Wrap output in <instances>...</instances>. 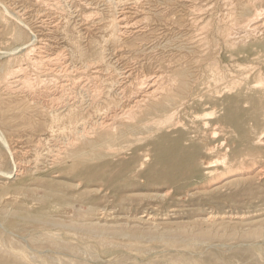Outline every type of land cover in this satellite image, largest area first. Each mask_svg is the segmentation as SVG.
Here are the masks:
<instances>
[{
  "label": "rangeland",
  "instance_id": "rangeland-1",
  "mask_svg": "<svg viewBox=\"0 0 264 264\" xmlns=\"http://www.w3.org/2000/svg\"><path fill=\"white\" fill-rule=\"evenodd\" d=\"M124 3L0 0V264H264V0Z\"/></svg>",
  "mask_w": 264,
  "mask_h": 264
},
{
  "label": "bare ground",
  "instance_id": "bare-ground-1",
  "mask_svg": "<svg viewBox=\"0 0 264 264\" xmlns=\"http://www.w3.org/2000/svg\"><path fill=\"white\" fill-rule=\"evenodd\" d=\"M50 1V0H49ZM56 1V0H55ZM59 1V0H58ZM109 1V0H108ZM118 3H120V5H122V4H125L124 3V1L125 0H116ZM160 1V0H159ZM86 2V1H85ZM114 2V1H113ZM231 2V1H230ZM258 2V1H257ZM44 3V2H43ZM47 3H48V1H47ZM56 3V2H55ZM114 3H116V2H114ZM57 4V3H56ZM59 4V3H58ZM111 4H112V2H111ZM90 5V4H89ZM119 5V4H118ZM120 5H119V7H120ZM135 5V4H134ZM233 5V4H232ZM25 6V5H24ZM91 6V5H90ZM129 6V5H128ZM160 6V5H159ZM226 6V5H225ZM50 7V6H49ZM113 7V6H112ZM125 7V6H124ZM210 7V6H209ZM26 8V7H25ZM52 8V7H51ZM56 8V7H55ZM114 8H116L115 6H114ZM241 8V7H240ZM2 9V8H1ZM46 9V8H45ZM58 9V8H57ZM140 9V8H139ZM138 9V10H139ZM4 10H5V8H4ZM52 10V9H51ZM55 10V9H54ZM110 10V9H109ZM145 10H147V9H145ZM191 10V9H190ZM204 10V9H203ZM253 10V9H252ZM43 11V10H42ZM116 11V10H115ZM143 11V10H142ZM197 11H199V10H197ZM3 12V11H2ZM121 12V11H120ZM5 15L6 16H8L9 18L11 17L10 16V14H8L7 13V10H5ZM111 13V12H110ZM145 13V12H144ZM201 13V12H200ZM0 14H2V13H0ZM41 14V13H40ZM123 15V14H122ZM229 16H230V14H229ZM241 16V15H240ZM249 17L251 16V15H248ZM125 17V16H124ZM136 17V16H135ZM117 18V17H116ZM123 18V17H122ZM246 19V18H245ZM3 20V19H2ZM5 20H8V19H6V17H5ZM42 20V19H41ZM112 20V19H111ZM121 19H119V21H117V25L118 24H120V21ZM10 21V20H9ZM9 21H7L8 23H9ZM18 21V20H17ZM224 21V20H223ZM21 22V21H20ZM229 22V21H228ZM246 22V21H245ZM11 23V22H10ZM7 24V23H6ZM19 24V23H18ZM196 24V23H195ZM243 24V23H242ZM245 24V23H244ZM115 25V24H114ZM122 25V24H121ZM231 25V24H230ZM7 26H10V24L9 25H7ZM23 26V25H22ZM6 27V26H5ZM24 27H26V28H28L29 26L27 25V24H24ZM118 27V26H117ZM120 27V26H119ZM126 27V26H125ZM201 27V26H200ZM202 27H204L203 25H202ZM210 27V26H209ZM234 27V26H233ZM235 28V27H234ZM244 28H247L248 30H252V31H256V30H262V29H264V8L262 7V8H258V9H256L255 11H254V14H253V17H251V18H248V21H247V23L244 25ZM10 29V28H9ZM203 29V28H202ZM206 29V28H205ZM207 29H208V27H207ZM199 30V29H198ZM203 31H205V30H203ZM6 32V31H5ZM8 32V31H7ZM120 32V31H119ZM198 32H200V31H198ZM243 32V31H242ZM262 32V31H261ZM263 32H264V30H263ZM22 33V32H21ZM202 33V32H201ZM230 33V32H229ZM245 33H247V32H245ZM244 33V34H245ZM20 34V33H19ZM234 34V33H233ZM203 36V35H202ZM201 36V37H202ZM238 36V35H237ZM246 36V35H245ZM256 36H257V34H256ZM232 37H233V35H232ZM236 37V36H235ZM198 39V38H197ZM244 39V38H243ZM193 41V40H192ZM248 41V40H247ZM6 42V41H5ZM36 42V41H35ZM243 42V41H242ZM241 42V43H242ZM226 43V42H225ZM246 43H248V42H246ZM33 44H34V42H33ZM27 46V44L25 45V47ZM77 48H80V46L78 47V46H76ZM205 47V46H204ZM44 48V47H43ZM42 48V49H43ZM32 49H35V48H32ZM46 49V48H45ZM103 49V48H102ZM41 50V49H40ZM79 50V49H78ZM191 50V49H190ZM190 50H188V51H190ZM222 50V49H221ZM30 51V50H29ZM38 51V50H37ZM77 51V50H76ZM80 51V50H79ZM103 51V50H102ZM243 51H246V49H244V50H240L239 51V53H241V52H243ZM5 52V51H4ZM9 52V51H8ZM27 52H28V50H27ZM44 52V51H43ZM59 52V51H58ZM7 53V52H6ZM10 53V52H9ZM36 53V52H35ZM41 53V52H40ZM51 53V52H50ZM78 53V52H77ZM84 53V52H83ZM102 53H104V52H102ZM205 53V52H204ZM53 54V53H52ZM57 54V53H56ZM59 54H61V53H59ZM58 54V55H59ZM80 54V53H79ZM230 54V53H229ZM57 55V56H58ZM76 55V54H75ZM81 55H82V52H81ZM8 56V55H7ZM21 56V55H20ZM25 56V55H24ZM56 56V55H55ZM56 56V57H57ZM74 56V55H73ZM79 56V55H78ZM104 56V55H103ZM216 56V55H215ZM26 57V56H25ZM40 58L39 59H35V58H30V57H27V58H29V61H31V62H34V63H37L38 64V67L39 68H45V70L46 69H51V68H49L48 66H47V64H42L41 65V63L40 62H43V63H45V62H47V61H52L53 59H56L55 57H52L51 55H49V54H40V56H39ZM66 57V56H65ZM82 57V56H81ZM80 57V58H81ZM220 57V56H219ZM232 58V57H231ZM17 59V58H16ZM16 59H14V60H16ZM12 60V59H11ZM6 61V60H5ZM4 61V62H5ZM18 61V60H17ZM63 61V60H62ZM213 62V61H212ZM10 63V62H9ZM60 63H62L61 61H60ZM59 62H55V64H56V67L54 68V71L56 72V71H58V72H62L63 71V69H65V67L63 68L62 67V65L60 64ZM208 63H209V61H208ZM64 64V63H63ZM88 64V63H87ZM216 64H218V63H216ZM5 65V64H4ZM15 66V65H14ZM25 66V67H24ZM23 66V64H18L17 66H15V67H13V68H7L8 70H7V72H6V75H5V78H6V81L7 80H9V78H13L12 79V83H14L15 84V87H16V89L18 88V89H21V90H25V91H27L29 94H31V95H36L37 93H39V95L41 94V95H43V96H45V97H50L51 99H52V101H53V99L55 98V97H52V96H54L55 94H56V92L53 94L52 92H51V89H50V87H48L47 85H45L46 87H43V88H37V87H34V82L31 80L32 78H31V76H29L28 75V73L26 72V65H24ZM52 66V65H51ZM54 66V65H53ZM64 66V65H63ZM239 67H241L242 68V66L239 64L238 65ZM66 67H68V65L66 66ZM258 67V66H257ZM4 68V67H3ZM35 68V67H34ZM33 68V69H34ZM75 68V67H74ZM252 68V67H251ZM258 68H260V67H258ZM1 69V68H0ZM6 69V68H5ZM36 69V68H35ZM70 69V68H69ZM82 69V68H81ZM219 68L217 67V70H218ZM72 70V69H71ZM221 70V69H220ZM3 71V70H2ZM2 71H0V72H2ZM38 71V70H37ZM50 71V70H49ZM48 71V72H49ZM52 71H53V69H52ZM51 71V72H52ZM68 71V70H67ZM67 71H65V72H67ZM70 71V70H69ZM41 72V71H40ZM43 72H45L44 70H43ZM57 72V73H58ZM75 72V71H74ZM256 72V71H255ZM254 72V73H255ZM30 73V72H29ZM45 73H47V72H45ZM67 73H69V72H67ZM218 73V72H217ZM216 73V74H217ZM221 72H219V74H220ZM222 73H223V71H222ZM44 74V73H43ZM56 74V73H55ZM72 74V73H71ZM122 74V73H121ZM156 74V73H155ZM164 74V73H163ZM167 74V73H166ZM231 74V73H230ZM143 75V74H142ZM233 75V74H232ZM36 76H39V75H36ZM35 76V77H36ZM42 76V75H41ZM48 76V75H47ZM150 76V75H149ZM223 76V75H222ZM252 76H253V73H252ZM261 76V75H260ZM40 77V76H39ZM140 77V76H139ZM154 77V76H153ZM221 77V75L219 76V78ZM248 77V76H247ZM38 78V77H37ZM53 78V77H52ZM52 78H50L49 77V79H51L52 80ZM144 78H145V76H144ZM159 78V77H158ZM158 78L157 79H152V78H149V79H146V81L143 83L144 85L141 87V88H143L144 90H143V98L144 97H147V96H150V95H152L154 92H155V90H153V87L155 86V84H156V81L158 80ZM218 78V80H220ZM38 79H40V78H38ZM55 79V78H54ZM53 79V80H54ZM56 79H58V78H56ZM140 79V78H139ZM212 79V78H211ZM229 79V78H228ZM42 80V79H41ZM50 80V81H51ZM163 80V79H162ZM34 81H35V79H34ZM37 81V80H36ZM43 82H45V81H42V83ZM56 82V81H55ZM77 82V81H76ZM78 82H80L79 80H78ZM37 83V82H36ZM41 83V84H42ZM47 83H48V81H47ZM52 83V82H51ZM50 83V84H51ZM54 83V82H53ZM57 83V82H56ZM85 83V82H84ZM141 83V82H140ZM217 83V82H216ZM233 83V82H232ZM238 83V82H237ZM259 81H258V84L257 83H255V85H259ZM263 83V82H262ZM40 84V83H39ZM43 84H45V83H43ZM55 84V83H54ZM80 84V83H79ZM64 85L65 84H63V83H60V85H59V87L60 88H63L64 87ZM82 85V84H81ZM237 85V84H236ZM254 85V84H253ZM5 86H6V84H5ZM41 86V85H40ZM39 86V87H40ZM44 86V85H43ZM263 86V85H262ZM8 87V86H7ZM6 87V88H7ZM58 87V88H59ZM10 88V87H9ZM8 88V89H9ZM58 88H56L57 89V91H58ZM141 88H140V90H141ZM228 88V89H227ZM255 88V87H254ZM55 89V90H56ZM208 89V88H207ZM224 89H226L227 91L228 90H231L232 89V87L230 86H226ZM261 89V88H260ZM52 90H54L53 88H52ZM60 90V89H59ZM62 90V89H61ZM235 90V89H234ZM10 91V90H9ZM220 90H216V92H219ZM246 91V90H245ZM142 92V91H141ZM191 92V91H190ZM230 92V91H229ZM5 93H6V91H5ZM11 93V92H10ZM20 93V92H19ZM223 93V92H222ZM14 94V93H13ZM59 94H62V93H59ZM98 94V93H97ZM97 94H95V95H97ZM118 94H120V93H118ZM12 95V94H11ZM20 95V94H19ZM25 95H26V93H25ZM38 95V94H37ZM38 95V96H39ZM99 95V94H98ZM101 95V94H100ZM255 95V94H254ZM3 96V95H2ZM28 96V95H27ZM59 96V95H58ZM216 96H218V95H216ZM90 97V96H89ZM94 97V96H93ZM101 97V96H100ZM141 97V96H140ZM31 98H33V97H31ZM44 98V97H43ZM42 98V99H43ZM49 98V99H50ZM122 98V97H121ZM132 98H133V96H132ZM143 98H141V99H138L137 100V102H140L141 100H145V99H143ZM38 99V98H37ZM41 99V98H40ZM46 99V98H45ZM48 99V100H49ZM56 99V98H55ZM62 99H63V97H62ZM94 99V98H93ZM96 99V98H95ZM94 99V100H95ZM97 99H98V97H97ZM203 99V98H202ZM32 100H34V99H32ZM57 100V99H56ZM60 100V99H59ZM58 100V101H59ZM200 100H201V98H200ZM2 101V100H1ZM31 101V100H30ZM39 101V100H38ZM58 101H56V102H58ZM62 101V100H61ZM134 101V100H133ZM229 104H236V103H240V102H243V101H245V103H246V101H254V102H259V99L258 98H254V97H252V98H249V97H247L246 99L245 98H239V97H235V96H230V97H227V100H226ZM7 102V101H6ZM33 102V101H32ZM35 102H36V100H35ZM44 102V101H43ZM54 102V101H53ZM60 102V101H59ZM58 102V103H59ZM132 102V101H131ZM135 102V101H134ZM147 102V101H146ZM61 103V102H60ZM59 103V104H60ZM32 104V103H31ZM48 104V103H47ZM50 104H52V103H50ZM57 104V103H56ZM137 104V103H136ZM54 105H55V102H54ZM50 106V105H49ZM48 106V107H49ZM124 106V105H123ZM134 106V105H133ZM135 106H137V105H135ZM206 106H207V104H206ZM15 107V106H14ZM43 107V106H42ZM121 107V106H120ZM18 108V107H17ZM44 108V107H43ZM46 108V107H45ZM135 108V107H134ZM216 108V107H215ZM49 109H50V107H49ZM52 109H54V108H52ZM116 109V108H115ZM124 109V108H123ZM45 110H47V109H45ZM57 110H58V108H57ZM112 110V109H111ZM120 110H121V108H120ZM119 110V112L118 111H115L114 110V112H112L113 114H111L110 115V117H108L106 120H104V121H101V124H103V126H108L109 124H111V120L113 119V118H115V117H120L119 115L123 112V111H120ZM252 110V109H251ZM52 111H55V109L54 110H52ZM127 111V110H126ZM128 111H130V110H128ZM203 112H205V111H203ZM125 112H123L122 114H124ZM129 113V112H128ZM127 113V114H128ZM210 115L211 114H213V113H215L214 112V110L212 111V113H211V110H210ZM221 113V112H220ZM44 114V113H43ZM110 114V113H109ZM108 114V115H109ZM126 114V115H127ZM203 114V113H202ZM208 114V113H207ZM55 115V114H54ZM122 116V115H121ZM124 116H125V114H124ZM194 116V115H193ZM198 116V115H197ZM209 116V115H208ZM45 117H46V115H45ZM107 117V116H106ZM105 117V118H106ZM199 117V116H198ZM212 117V116H211ZM210 117V118H211ZM58 118V117H57ZM99 118V117H98ZM101 118H102V116H101ZM202 118H204V117H202ZM52 119V118H51ZM60 119H61V117H60ZM199 119V118H198ZM56 121V120H55ZM92 121V120H91ZM44 122H45V120H44ZM96 122V121H95ZM99 122V121H98ZM166 122V121H165ZM88 123V122H87ZM83 124V123H82ZM92 124V123H91ZM99 124V123H98ZM97 125V124H96ZM207 125V124H206ZM102 126V127H103ZM89 127V126H88ZM100 127V126H99ZM98 127V128H99ZM205 127V126H204ZM207 127V126H206ZM51 128V127H50ZM53 128V127H52ZM83 128V127H82ZM91 128V127H90ZM89 128V129H90ZM93 128V127H92ZM64 129V128H63ZM62 129V130H63ZM95 129H96V127H95ZM93 130V129H92ZM51 131V130H50ZM64 131H66V130H64ZM86 131V130H85ZM84 131V132H85ZM91 131V130H90ZM256 131V130H255ZM263 131V130H262ZM69 132V131H68ZM95 132V131H94ZM63 133V132H62ZM86 133V132H85ZM84 133V134H85ZM251 133V132H250ZM53 134V133H52ZM80 134V133H79ZM78 134V135H79ZM81 134H83V133H81ZM217 134V133H216ZM263 134V133H262ZM261 134V135H262ZM72 135H75V134H71V136ZM176 135V134H175ZM77 136V135H76ZM76 136H75V138H76ZM86 136V135H85ZM89 136V135H88ZM191 136V135H190ZM1 137V136H0ZM70 137V136H69ZM74 137V136H73ZM79 137V136H78ZM90 137V136H89ZM259 137V136H258ZM262 137H263V135H262ZM4 138V137H3ZM66 138H68V137H66ZM84 138V137H83ZM86 138V137H85ZM261 138V137H260ZM66 140V139H65ZM70 140H72L73 141V138L71 139L70 138ZM82 140V139H81ZM196 141V140H195ZM68 142V141H67ZM66 142V143H67ZM70 142V141H69ZM199 142V141H198ZM255 142V141H254ZM260 142V141H259ZM262 142L264 143V139H262ZM222 143V142H221ZM258 143V142H257ZM262 143V144H263ZM69 144V143H68ZM255 144V143H254ZM261 144V143H260ZM259 144V145H260ZM66 145V144H65ZM71 145H72V143H71ZM60 149V148H59ZM263 150V149H262ZM17 152V151H16ZM25 152V151H24ZM256 152V151H255ZM259 152V151H258ZM263 152H264V150H263ZM12 153V152H11ZM40 153V152H39ZM261 153V152H260ZM259 153V154H260ZM37 154V153H36ZM263 154V153H262ZM58 155V154H57ZM38 156V155H37ZM59 156V155H58ZM254 156H256V155H254ZM248 157V156H247ZM18 158V157H17ZM178 158H181V156H174V158H169V159H163L162 157H161V160H163V161H165L164 163H167V164H170L171 166L173 165V164H175V165H177L178 164ZM36 159V158H35ZM226 159V158H225ZM245 159V158H244ZM182 160V159H181ZM256 161H258V160H256ZM260 161V160H259ZM252 162V161H251ZM261 162V161H260ZM15 163H19L18 162V159H17V162H15ZM222 163V162H221ZM21 164V163H20ZM18 165V164H17ZM72 166H73V164H71ZM239 167V166H238ZM30 168V167H29ZM32 168V167H31ZM167 169L170 171L171 169H170V167H167ZM261 169V168H260ZM243 171H245V169L243 170ZM260 171V170H259ZM251 172V171H250ZM245 173V172H244ZM2 175H4V177H6V178H9V177H13V176H11V173H6V174H2ZM58 175V174H57ZM248 175V174H247ZM231 176V175H230ZM253 176H254V174H253ZM252 175H251V177H253ZM31 177V176H30ZM236 177V176H235ZM240 178V177H239ZM255 178V177H254ZM253 178V179H254ZM261 178V177H260ZM227 179V178H226ZM230 179V178H229ZM233 179V178H232ZM237 179V178H236ZM238 180V179H237ZM225 181V180H224ZM256 181V180H255ZM230 182V181H229ZM263 182V181H262ZM21 183V182H20ZM251 183H253V182H251ZM264 183V182H263ZM241 184V183H240ZM42 185V184H41ZM221 185V184H220ZM253 186V185H252ZM21 187V186H20ZM33 187V186H32ZM257 187V186H256ZM232 189V188H231ZM249 191H250V189H249ZM200 195V194H199ZM205 196V195H204ZM235 196V195H234ZM237 196V195H236ZM196 197V196H195ZM197 198V197H196ZM228 198V197H227ZM201 199V198H200ZM210 199V198H209ZM230 199V198H229ZM189 201V200H188ZM208 201V200H207ZM173 203V202H172ZM208 203H209V201H208ZM200 204H202V203H200ZM216 204V203H215ZM218 204V203H217ZM187 205V204H186ZM191 205H192V203H191ZM199 205V204H198ZM171 206V205H170ZM218 206V205H217ZM224 206V205H223ZM177 207V206H176ZM181 208V207H180ZM52 210V209H51ZM210 210V209H209ZM227 210V209H226ZM183 211V210H182ZM154 212V211H153ZM180 212V211H179ZM178 212V213H179ZM184 212V211H183ZM205 212V211H204ZM173 213V212H172ZM176 213V212H175ZM215 213V212H214ZM223 215V214H222ZM209 217V216H208Z\"/></svg>",
  "mask_w": 264,
  "mask_h": 264
}]
</instances>
